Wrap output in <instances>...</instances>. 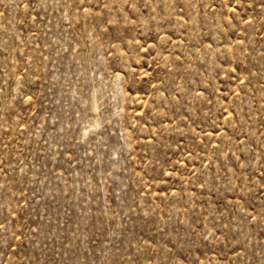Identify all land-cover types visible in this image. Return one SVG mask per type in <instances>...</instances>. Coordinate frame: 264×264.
Returning a JSON list of instances; mask_svg holds the SVG:
<instances>
[{
  "label": "rangeland",
  "instance_id": "obj_1",
  "mask_svg": "<svg viewBox=\"0 0 264 264\" xmlns=\"http://www.w3.org/2000/svg\"><path fill=\"white\" fill-rule=\"evenodd\" d=\"M0 264H264V0H0Z\"/></svg>",
  "mask_w": 264,
  "mask_h": 264
}]
</instances>
